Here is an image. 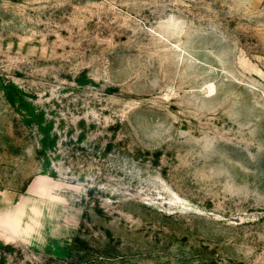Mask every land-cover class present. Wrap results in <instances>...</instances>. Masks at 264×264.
Segmentation results:
<instances>
[{"label": "rangeland", "instance_id": "obj_1", "mask_svg": "<svg viewBox=\"0 0 264 264\" xmlns=\"http://www.w3.org/2000/svg\"><path fill=\"white\" fill-rule=\"evenodd\" d=\"M24 203L0 264H264V0H0Z\"/></svg>", "mask_w": 264, "mask_h": 264}, {"label": "crops", "instance_id": "obj_2", "mask_svg": "<svg viewBox=\"0 0 264 264\" xmlns=\"http://www.w3.org/2000/svg\"><path fill=\"white\" fill-rule=\"evenodd\" d=\"M46 192H48V191H46ZM49 194H51V193H49ZM31 209H32L31 206L26 205L25 203L23 205L22 204L17 205L16 207H15V205H13L11 207H5V206L2 207V206H0V232H1V229H3L4 225L7 222H9V216H11L12 213H17L18 210L21 211L19 213V218L18 219L22 223L23 218H25L24 217V215H25L24 212L26 211V212L30 213Z\"/></svg>", "mask_w": 264, "mask_h": 264}]
</instances>
